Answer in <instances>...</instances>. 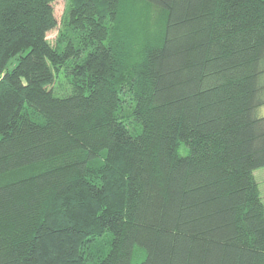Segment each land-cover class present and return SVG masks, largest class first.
<instances>
[{
    "label": "trees",
    "instance_id": "obj_1",
    "mask_svg": "<svg viewBox=\"0 0 264 264\" xmlns=\"http://www.w3.org/2000/svg\"><path fill=\"white\" fill-rule=\"evenodd\" d=\"M56 1L0 0V264H264V0Z\"/></svg>",
    "mask_w": 264,
    "mask_h": 264
},
{
    "label": "rangeland",
    "instance_id": "obj_2",
    "mask_svg": "<svg viewBox=\"0 0 264 264\" xmlns=\"http://www.w3.org/2000/svg\"><path fill=\"white\" fill-rule=\"evenodd\" d=\"M53 7H54V12H55V17L59 23V26L57 29L48 33L47 38L52 45H55V41H56L57 36L59 34V27L61 26V21H62V18L64 16V13H65L66 1L65 0H58V1L54 2ZM10 68H12V66H10ZM56 81L57 82H56V85L54 87L56 96H59V97L63 96L70 91L69 90L70 86L67 83V79L65 78L64 74H60ZM262 82L264 83V76L262 78ZM256 114L258 117H264V105L257 109ZM180 153L182 155H186L188 153V151H187V149H185V147H182L180 149ZM254 176H255L256 181L258 183L260 195H261L262 201L264 203V168H260V169L256 170L254 172Z\"/></svg>",
    "mask_w": 264,
    "mask_h": 264
}]
</instances>
